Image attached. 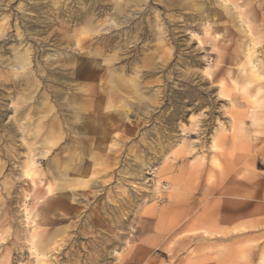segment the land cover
Instances as JSON below:
<instances>
[{
	"label": "rangeland",
	"instance_id": "obj_1",
	"mask_svg": "<svg viewBox=\"0 0 264 264\" xmlns=\"http://www.w3.org/2000/svg\"><path fill=\"white\" fill-rule=\"evenodd\" d=\"M0 264H264V0H0Z\"/></svg>",
	"mask_w": 264,
	"mask_h": 264
}]
</instances>
